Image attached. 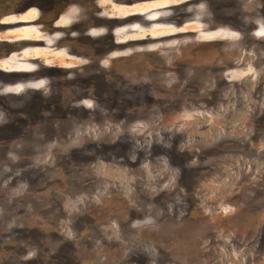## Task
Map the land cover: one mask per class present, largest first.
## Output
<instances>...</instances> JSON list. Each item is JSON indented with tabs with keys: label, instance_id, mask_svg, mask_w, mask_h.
<instances>
[{
	"label": "rangeland",
	"instance_id": "374dc122",
	"mask_svg": "<svg viewBox=\"0 0 264 264\" xmlns=\"http://www.w3.org/2000/svg\"><path fill=\"white\" fill-rule=\"evenodd\" d=\"M48 1L0 14V264H264V0Z\"/></svg>",
	"mask_w": 264,
	"mask_h": 264
},
{
	"label": "flooded vegetation",
	"instance_id": "af4514ba",
	"mask_svg": "<svg viewBox=\"0 0 264 264\" xmlns=\"http://www.w3.org/2000/svg\"><path fill=\"white\" fill-rule=\"evenodd\" d=\"M49 2V4H52L51 3V1L49 0L48 1ZM69 2V1H68ZM71 3H72V1H70ZM70 2H69V4H70ZM47 2H43V0H20V2L19 3H17V2H14V0H11V1H9V0H7V1H5V2H0V14H2V13H5V11H8V10H10L11 8H13L14 10L15 9H17L18 11H20V8H23V7H25V6H27L26 7V9L24 10V11H26V12H28V11H30V10H32L33 8H34V6L35 5H37V6H39V8H40V10H43V9H45L46 7H49V6H47V5H45ZM84 4H86L85 2H83ZM83 3H82V1H73V4H70V6H75V5H77V6H79L80 8H81V10H82V5H83ZM42 4L44 5V6H42ZM68 4V3H67ZM94 4L96 5H98V0H94ZM28 5H31V7H28ZM33 6V7H32ZM97 7H99V6H97ZM35 9V8H34ZM48 11V10H47ZM7 17V16H6ZM5 17H0V20H3ZM61 19V17H58L57 18V20L55 21V22H57V21H59ZM84 24V23H83ZM54 25V24H53ZM86 25V24H85ZM56 27V29H58L60 32H64V28H58L57 26H54V28ZM71 28V29H70ZM69 28V32H71V33H74V32H76L77 30H79L78 28H76V25L74 26V27H70ZM79 28H80V26H79ZM67 31V30H66ZM80 31L81 30H79L78 32L80 33ZM78 32H76V33H78ZM84 35H87L88 36V30L86 31V32H84L83 33ZM83 38H80V39H78V40H75V41H73V43H72V45H76L77 47H80L81 49H89V48H91L90 47V44H89V41L88 40H86V39H83ZM74 48V47H73ZM66 49H68V48H66ZM74 49H76V48H74ZM78 50V49H77ZM96 49H90L89 51H91L92 53H94V52H97L96 53V55H98V56H103L104 55V53L105 52H98V51H95ZM78 51H83V50H78Z\"/></svg>",
	"mask_w": 264,
	"mask_h": 264
},
{
	"label": "bare ground",
	"instance_id": "6f19581e",
	"mask_svg": "<svg viewBox=\"0 0 264 264\" xmlns=\"http://www.w3.org/2000/svg\"><path fill=\"white\" fill-rule=\"evenodd\" d=\"M153 9H154V8H153ZM153 9H151V8L148 7V8L146 9V11H151V10H153ZM155 20H156V19L154 18L153 21H155ZM24 40H27V41H28V40H32V39L30 38V39H24ZM24 40H21V41H24ZM39 40H40V39H39ZM36 41H37V40H36Z\"/></svg>",
	"mask_w": 264,
	"mask_h": 264
}]
</instances>
